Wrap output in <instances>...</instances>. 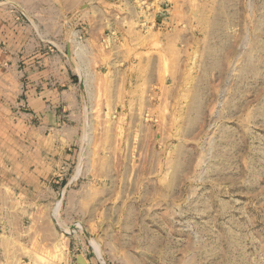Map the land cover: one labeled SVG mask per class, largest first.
<instances>
[{"label": "rangeland", "instance_id": "1", "mask_svg": "<svg viewBox=\"0 0 264 264\" xmlns=\"http://www.w3.org/2000/svg\"><path fill=\"white\" fill-rule=\"evenodd\" d=\"M75 1L0 0V71ZM206 2L157 98L64 143L62 228L96 264H264V0Z\"/></svg>", "mask_w": 264, "mask_h": 264}, {"label": "crops", "instance_id": "2", "mask_svg": "<svg viewBox=\"0 0 264 264\" xmlns=\"http://www.w3.org/2000/svg\"><path fill=\"white\" fill-rule=\"evenodd\" d=\"M73 5L45 32L26 35L29 54L8 56L0 71V112H7L0 118V264H96L86 235L62 228L71 221L60 207L75 195L74 180L62 182L63 165L77 158L64 143L90 141L84 132L92 122L103 126L109 112L135 111L157 98L179 76L208 6L206 0Z\"/></svg>", "mask_w": 264, "mask_h": 264}]
</instances>
